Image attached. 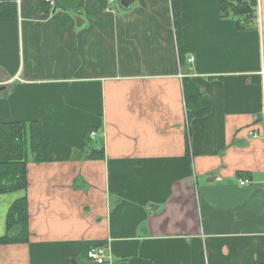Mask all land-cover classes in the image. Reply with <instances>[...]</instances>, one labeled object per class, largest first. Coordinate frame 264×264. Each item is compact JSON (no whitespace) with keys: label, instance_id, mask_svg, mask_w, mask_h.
I'll use <instances>...</instances> for the list:
<instances>
[{"label":"crops","instance_id":"crops-1","mask_svg":"<svg viewBox=\"0 0 264 264\" xmlns=\"http://www.w3.org/2000/svg\"><path fill=\"white\" fill-rule=\"evenodd\" d=\"M175 1L176 21L171 0H0V124L51 147L0 194V239L23 197L27 231L0 264H264V0ZM185 78L207 115L187 119Z\"/></svg>","mask_w":264,"mask_h":264},{"label":"trees","instance_id":"trees-1","mask_svg":"<svg viewBox=\"0 0 264 264\" xmlns=\"http://www.w3.org/2000/svg\"><path fill=\"white\" fill-rule=\"evenodd\" d=\"M176 5L177 2L171 0L174 21H176L179 14ZM44 6H47V4L44 3ZM220 14L224 17L228 14L244 17L245 20H242L243 26L240 29L247 28L252 18V10L244 3L233 4L221 1ZM247 19L249 22H247ZM174 32L177 34V28ZM185 53L186 50L178 45V58L181 64L185 62L183 58ZM181 84L183 85L187 119L207 115L210 112L209 100L201 96L197 87L189 79L185 78ZM93 131L95 132L93 129L87 130L86 138L88 141H90L89 135ZM0 146L5 159L3 163H0V194L20 191L25 188V164L28 154L31 153L34 162L51 160L50 144L35 123L30 124L27 129L20 127L18 124H0ZM90 156L91 154H89ZM6 226L8 231L16 230V235L13 237H7L6 235L0 239V243L26 240V203L24 197L14 202L10 207Z\"/></svg>","mask_w":264,"mask_h":264},{"label":"built area","instance_id":"built-area-1","mask_svg":"<svg viewBox=\"0 0 264 264\" xmlns=\"http://www.w3.org/2000/svg\"><path fill=\"white\" fill-rule=\"evenodd\" d=\"M108 2H112L113 0H107ZM47 3L49 6H56V4L52 0H47ZM194 62L193 57H188L187 58V64H192ZM89 137L91 139L96 137V133L93 131L90 133ZM247 182H240L239 185H243ZM87 259L93 264H104V259H103V251L101 249H92L87 251Z\"/></svg>","mask_w":264,"mask_h":264},{"label":"water","instance_id":"water-1","mask_svg":"<svg viewBox=\"0 0 264 264\" xmlns=\"http://www.w3.org/2000/svg\"><path fill=\"white\" fill-rule=\"evenodd\" d=\"M57 7L65 12L73 11L80 7L83 0H52ZM135 0H119V6L128 9Z\"/></svg>","mask_w":264,"mask_h":264}]
</instances>
